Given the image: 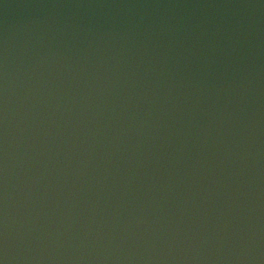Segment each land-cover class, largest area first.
I'll list each match as a JSON object with an SVG mask.
<instances>
[{
	"label": "water",
	"instance_id": "water-1",
	"mask_svg": "<svg viewBox=\"0 0 264 264\" xmlns=\"http://www.w3.org/2000/svg\"><path fill=\"white\" fill-rule=\"evenodd\" d=\"M3 264H264V0H0Z\"/></svg>",
	"mask_w": 264,
	"mask_h": 264
},
{
	"label": "snow or ice",
	"instance_id": "snow-or-ice-1",
	"mask_svg": "<svg viewBox=\"0 0 264 264\" xmlns=\"http://www.w3.org/2000/svg\"><path fill=\"white\" fill-rule=\"evenodd\" d=\"M0 264H3V262H2V261H0Z\"/></svg>",
	"mask_w": 264,
	"mask_h": 264
},
{
	"label": "clouds",
	"instance_id": "clouds-1",
	"mask_svg": "<svg viewBox=\"0 0 264 264\" xmlns=\"http://www.w3.org/2000/svg\"><path fill=\"white\" fill-rule=\"evenodd\" d=\"M3 262V261H2Z\"/></svg>",
	"mask_w": 264,
	"mask_h": 264
}]
</instances>
